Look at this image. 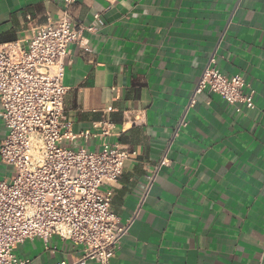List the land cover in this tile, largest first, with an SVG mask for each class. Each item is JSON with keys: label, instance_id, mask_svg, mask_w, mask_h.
<instances>
[{"label": "crops", "instance_id": "obj_1", "mask_svg": "<svg viewBox=\"0 0 264 264\" xmlns=\"http://www.w3.org/2000/svg\"><path fill=\"white\" fill-rule=\"evenodd\" d=\"M62 1L0 0V44L55 21ZM70 13L84 28L64 62L71 132L108 119L106 141L136 153L110 186V211L130 228L109 264H264V0H75ZM211 58L252 86L254 110L206 92L186 110ZM11 173L0 162V180ZM14 254L72 264L83 248L51 236Z\"/></svg>", "mask_w": 264, "mask_h": 264}, {"label": "built area", "instance_id": "obj_2", "mask_svg": "<svg viewBox=\"0 0 264 264\" xmlns=\"http://www.w3.org/2000/svg\"><path fill=\"white\" fill-rule=\"evenodd\" d=\"M74 2L63 0L59 17L31 29L26 39L0 44V118L7 129L0 162L12 170L8 179L0 180V264H28L14 254L16 246L36 238L47 246L51 236L82 246L83 257L72 264H109L130 228V222L121 224L110 211V186L136 153L106 141L114 129L108 119L93 123L97 134H73L64 116L68 47L84 41V28L71 18ZM202 92L255 109L252 86L241 76H225L213 58L186 110ZM185 126L183 117L177 129ZM92 137L101 139L100 150L84 146ZM166 164L164 156L153 175Z\"/></svg>", "mask_w": 264, "mask_h": 264}]
</instances>
